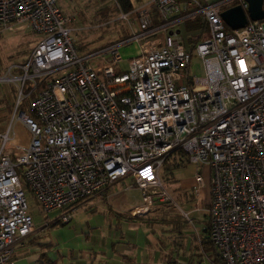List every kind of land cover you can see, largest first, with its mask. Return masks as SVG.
Listing matches in <instances>:
<instances>
[{
  "label": "built area",
  "instance_id": "built-area-1",
  "mask_svg": "<svg viewBox=\"0 0 264 264\" xmlns=\"http://www.w3.org/2000/svg\"><path fill=\"white\" fill-rule=\"evenodd\" d=\"M152 1L121 13L129 37L82 50L60 0H0V32L26 23L38 36L7 77L31 139L11 154L2 135L0 264H18L35 230L30 194L46 221L68 223L79 203L129 181L142 215L155 195L171 198L163 173L176 151L199 167L196 194L210 171L209 240L222 262L264 264V19L226 24L222 12L247 0ZM198 18L208 37L178 32ZM136 42L143 51L125 59ZM195 55L203 75L191 73Z\"/></svg>",
  "mask_w": 264,
  "mask_h": 264
},
{
  "label": "rangeland",
  "instance_id": "rangeland-1",
  "mask_svg": "<svg viewBox=\"0 0 264 264\" xmlns=\"http://www.w3.org/2000/svg\"><path fill=\"white\" fill-rule=\"evenodd\" d=\"M60 5L71 19L70 26L73 28L74 42L82 50H93L110 45L132 34V28L121 17L123 11L118 7L116 0H60ZM194 22L187 21L188 30L202 28L204 32L202 38L208 37L209 31H204L203 27L192 28ZM37 40L38 36L26 23H14L5 31L0 32V81L14 82L7 77L12 74H20L18 66L29 56ZM140 43L124 45L121 48L124 58L128 59L137 55L138 51L136 49L140 47ZM191 73L203 75L202 63L196 55L193 58ZM18 102L19 95L16 97V107ZM20 108L29 111L26 101L20 105ZM184 168L185 173L188 175H195L199 170V167L193 163ZM174 174L177 177L178 172ZM171 179L170 172L163 173V180L171 198L162 201L157 195L153 197V204L163 207L161 212H158V208L153 207L142 215L133 214V216L151 219L150 217L153 215L155 219L166 222L167 225L183 228L185 232L186 229L192 227L191 218L185 212V208L193 205L194 200H192L190 194L183 195L178 192L179 190L174 184L176 180L172 181ZM28 201L30 212L34 216L35 230L22 241L23 243L20 245L21 252L18 251L17 260L21 257L42 255L45 250L49 251V239H51L55 242V246L46 255L51 261L58 264V259L61 256L70 253L74 256L83 248L93 247V241L97 238L108 236L122 216H128L144 203V194L133 183H115L99 195L79 203L70 222H58L56 225L43 218L39 205L32 194L28 196ZM56 213L57 211L53 212L51 217ZM150 213L153 214L150 215ZM186 233L181 236L180 233L176 234V244L182 247V251H186L184 247L185 240L189 237V239H193V234ZM191 244L193 245V242ZM65 264L68 263L65 262Z\"/></svg>",
  "mask_w": 264,
  "mask_h": 264
},
{
  "label": "crops",
  "instance_id": "crops-1",
  "mask_svg": "<svg viewBox=\"0 0 264 264\" xmlns=\"http://www.w3.org/2000/svg\"><path fill=\"white\" fill-rule=\"evenodd\" d=\"M152 0H134L135 7L152 5ZM188 33L195 32L203 37L204 32L199 29L188 30L187 22L181 25ZM187 36V37H188ZM136 50L143 51V46ZM19 95L17 83L0 81V148L2 146V135L9 131V139L6 149L11 154L19 151L22 147L28 146L31 133L26 124L16 114L15 101ZM19 110H22L21 108ZM185 168L179 169L175 178L176 188L181 194H190L193 205L185 208V212L191 218L192 227L186 229V234H193V239H186L182 247L176 244V234L183 235L184 229L174 225H167L159 219L153 217H134L132 211L128 216H122L113 231L106 237H99L93 241V247L83 248L74 256L65 254L58 259V264H219L214 246L209 242L208 224L210 217L208 212L210 200V171L205 167L204 173L207 176V184L195 193L196 180L194 174H186ZM125 183L130 184L129 181ZM158 212L163 210L160 205H155ZM147 218V219H146ZM193 219V220H192ZM184 232V233H181ZM192 240V241H191ZM50 249H53L55 242L51 239ZM193 242V245L191 244ZM21 242L16 250V258L21 252ZM19 251V252H18ZM45 250L44 253H49ZM18 255V256H17ZM41 254L33 257L18 258V264H37ZM25 260H24V259ZM63 258V259H61Z\"/></svg>",
  "mask_w": 264,
  "mask_h": 264
},
{
  "label": "trees",
  "instance_id": "trees-1",
  "mask_svg": "<svg viewBox=\"0 0 264 264\" xmlns=\"http://www.w3.org/2000/svg\"><path fill=\"white\" fill-rule=\"evenodd\" d=\"M116 3L118 4V7L121 9V11L125 13L130 12L135 8L134 0H116ZM190 22L192 23V21ZM192 26L193 29L196 27H203L204 31L208 30L207 24L202 22L200 18H198ZM187 29H189L188 25H187ZM188 164H190V160L188 159L186 153H184V151H176L174 155L168 161H166L164 166V174L167 173V171L170 172L172 177L171 180L173 181L176 178L174 173H176L177 170L186 167ZM57 223L58 222H53L52 224L56 225ZM209 231H210V223L208 224V232ZM209 242L212 244L211 241ZM218 261L219 264H224L222 260L219 258V256H218ZM37 264H55V262L51 261L47 257L46 253H43L40 257L39 263Z\"/></svg>",
  "mask_w": 264,
  "mask_h": 264
},
{
  "label": "water",
  "instance_id": "water-1",
  "mask_svg": "<svg viewBox=\"0 0 264 264\" xmlns=\"http://www.w3.org/2000/svg\"><path fill=\"white\" fill-rule=\"evenodd\" d=\"M247 2V10L242 5H234L222 12V17L229 27L239 29L244 27L249 19H264V0H247Z\"/></svg>",
  "mask_w": 264,
  "mask_h": 264
}]
</instances>
